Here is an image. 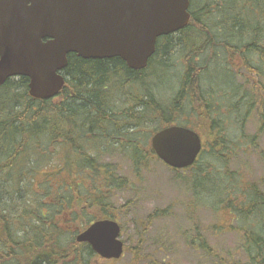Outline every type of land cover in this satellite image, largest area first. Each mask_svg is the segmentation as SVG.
<instances>
[{
    "label": "trees",
    "instance_id": "1",
    "mask_svg": "<svg viewBox=\"0 0 264 264\" xmlns=\"http://www.w3.org/2000/svg\"><path fill=\"white\" fill-rule=\"evenodd\" d=\"M189 1L188 26L157 41L146 70L72 54L65 87L52 99L30 97L27 78L0 87V264H106L75 237L98 220H115L114 194L133 185L99 157L124 154L141 180L159 162L150 138L172 125L209 141L205 162L201 152L190 176L204 178L207 198L221 187L220 208L209 207L229 213L241 235L230 260L199 235L190 247L210 264H264V180L235 193L239 178L220 171L240 153L258 151L264 133V0ZM256 111L259 128L247 136ZM99 169L102 191L93 195L82 179L97 186Z\"/></svg>",
    "mask_w": 264,
    "mask_h": 264
},
{
    "label": "water",
    "instance_id": "2",
    "mask_svg": "<svg viewBox=\"0 0 264 264\" xmlns=\"http://www.w3.org/2000/svg\"><path fill=\"white\" fill-rule=\"evenodd\" d=\"M189 0H0V86L27 78L33 99L47 100L64 86L68 56L118 58L132 71L144 70L157 39L189 24ZM164 165L182 170L201 151L192 130L172 126L151 138ZM111 220L98 221L76 237L104 260H119L123 243Z\"/></svg>",
    "mask_w": 264,
    "mask_h": 264
},
{
    "label": "rangeland",
    "instance_id": "3",
    "mask_svg": "<svg viewBox=\"0 0 264 264\" xmlns=\"http://www.w3.org/2000/svg\"><path fill=\"white\" fill-rule=\"evenodd\" d=\"M245 20H251V16H246ZM236 64L237 59L231 65L232 68L235 69ZM241 81L235 78L236 84L240 85ZM168 93L166 97L170 96ZM262 111L264 113V102ZM258 114L256 111L246 123L247 136L256 135L260 125ZM230 131L234 133V130ZM208 143L209 141H203V163L209 150ZM98 161L100 165H117V176L133 185L132 188L127 187L128 190L116 192L111 201L114 219L121 228L120 240L125 251L119 261H106V264H210L201 259L203 256L200 251L190 247V241H195L197 235L202 236L213 251L227 260H230L228 254L239 250L241 235L236 231L237 223L232 221L229 213L220 211L218 215L209 207L213 205L220 208L219 198L224 193L219 185L215 189V195L207 198L204 194L207 192L204 178H193L194 175L190 176V169L178 173L159 162H151L142 172V179L135 180L130 161L124 154L116 152L111 157L104 155ZM227 168L220 170L224 176L229 173L230 177L239 178L237 186H232V192H239L237 187L258 185L263 181L264 133L258 138V151L240 153L229 162ZM103 178L104 171L99 169L94 179L97 186H88L86 179H82V182L85 188L95 189L92 194L96 195L102 191L100 181ZM184 180L187 183H183ZM155 212H164L166 217L150 219ZM237 257L242 258L240 255Z\"/></svg>",
    "mask_w": 264,
    "mask_h": 264
}]
</instances>
